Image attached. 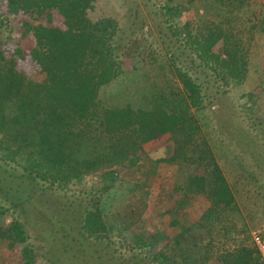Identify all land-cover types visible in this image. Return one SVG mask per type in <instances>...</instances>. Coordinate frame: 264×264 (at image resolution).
I'll list each match as a JSON object with an SVG mask.
<instances>
[{
    "label": "rangeland",
    "instance_id": "374dc122",
    "mask_svg": "<svg viewBox=\"0 0 264 264\" xmlns=\"http://www.w3.org/2000/svg\"><path fill=\"white\" fill-rule=\"evenodd\" d=\"M213 2L101 0L122 24L124 39L136 40L142 65L101 88L97 115L128 106L172 111L184 93L174 66L188 72L204 99L201 110L193 109L200 149L214 154L233 204L223 209L208 193L183 195L179 167L167 162L175 151L169 134L144 144L136 164L110 159L64 184L30 172L26 149L12 141L8 149L0 145V264H224V255L240 250L263 264L251 233L264 226V0H236L224 8ZM212 24L241 42L247 60L241 83L186 45L188 34L200 36ZM13 34L11 19L0 15L1 40ZM91 135L102 133L92 129ZM113 143L103 136L91 153ZM90 211L103 220L104 238L85 228ZM14 222L23 227L21 243L9 234Z\"/></svg>",
    "mask_w": 264,
    "mask_h": 264
},
{
    "label": "trees",
    "instance_id": "16d2710c",
    "mask_svg": "<svg viewBox=\"0 0 264 264\" xmlns=\"http://www.w3.org/2000/svg\"><path fill=\"white\" fill-rule=\"evenodd\" d=\"M227 1L214 0L212 5L232 6L236 0ZM100 2L0 0V15L9 17L14 27L9 42L0 35V145L8 149L14 141L18 149H26L30 172L64 184L110 159L136 164L144 144L169 134L175 151L167 162L179 167L177 183L183 195L208 193L214 205L229 208L235 200L232 189L212 151L200 149L201 126L193 109L201 110L204 99L188 72L174 66L184 93L181 101L173 102L172 111L128 106L106 108L97 115L101 88L142 65L136 40L124 39L122 24ZM186 41L200 61L225 70L230 81L245 80V51L221 25L212 24L200 36L188 34ZM92 129L102 135L89 136ZM103 136L114 143L96 145L91 153V145ZM84 226L91 237L104 238L106 227L97 211L86 214ZM9 231L15 242L24 241L20 223H12ZM222 259L224 264L258 263L249 250Z\"/></svg>",
    "mask_w": 264,
    "mask_h": 264
},
{
    "label": "built area",
    "instance_id": "2783aa9c",
    "mask_svg": "<svg viewBox=\"0 0 264 264\" xmlns=\"http://www.w3.org/2000/svg\"><path fill=\"white\" fill-rule=\"evenodd\" d=\"M252 242L256 248L260 261L264 264V226L251 233Z\"/></svg>",
    "mask_w": 264,
    "mask_h": 264
}]
</instances>
